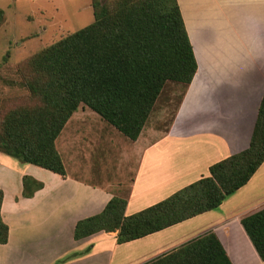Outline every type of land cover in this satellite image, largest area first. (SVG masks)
<instances>
[{"label":"crops","instance_id":"1","mask_svg":"<svg viewBox=\"0 0 264 264\" xmlns=\"http://www.w3.org/2000/svg\"><path fill=\"white\" fill-rule=\"evenodd\" d=\"M176 1L196 72L167 130L156 137L143 128L135 141L139 144L135 154L139 169L129 187L126 217L207 177L211 165L246 150L264 95V0ZM68 125L69 121L55 141L65 178L9 157L0 161V215L8 228L7 243L0 245V264H81L82 259L64 261L63 256L82 246L96 249L95 239L103 235L113 246L106 264H147L209 232L218 238L232 264H264L240 224L243 215L264 205V194L260 193L263 182L260 188L256 184L264 163L215 211L122 245L116 242L117 232H100L75 241L76 223L100 214L115 195L108 187L87 183L67 172L65 159L75 160L71 146L76 145L79 134L83 136L75 129L64 135ZM108 129L105 133L109 137L112 132ZM178 137L185 140L181 139L184 142L173 169L175 177L163 173L161 180V165L167 164V149L173 148L167 142ZM204 139L214 141L213 145L196 151ZM26 176L43 185L30 198L21 195ZM150 197L156 201L149 203ZM140 202L145 205L137 207ZM132 207L136 209L131 211ZM85 261L105 263L101 257H85Z\"/></svg>","mask_w":264,"mask_h":264},{"label":"trees","instance_id":"2","mask_svg":"<svg viewBox=\"0 0 264 264\" xmlns=\"http://www.w3.org/2000/svg\"><path fill=\"white\" fill-rule=\"evenodd\" d=\"M94 1L90 25L28 61L34 76L27 88L40 99L41 107L10 112L1 123L0 152L62 178L65 169L55 141L80 105L136 141L166 83L185 89L196 72L176 0H115L111 5ZM263 163L264 95L246 150L211 165L207 177L131 216L124 215L126 201L113 197L100 214L77 222L73 239L117 232L116 242L122 245L215 211ZM30 181L36 187L24 194L26 198L43 186ZM2 200L0 190V210ZM240 224L264 262V205L243 215ZM7 239L8 228L0 215V245ZM147 264L232 263L218 238L209 232Z\"/></svg>","mask_w":264,"mask_h":264},{"label":"rangeland","instance_id":"3","mask_svg":"<svg viewBox=\"0 0 264 264\" xmlns=\"http://www.w3.org/2000/svg\"><path fill=\"white\" fill-rule=\"evenodd\" d=\"M93 1L0 0V11H2L0 14V17L2 16V20H0V130L3 118L10 112L41 107L40 99L27 88L34 76L27 63L40 51L90 25L94 20ZM96 1L100 5H111L115 0ZM183 91L184 88L178 84L166 83L144 130L154 132L156 137L164 133L170 123L172 124L173 114L182 99ZM68 121L69 125L64 135L75 129L83 136L79 134L76 139L77 146L75 144L71 146L75 160L67 162L65 159L67 172L87 183L108 187L114 193V197L126 201L134 173L139 169V162L135 156L139 152V144L127 139L115 129H110L95 113L82 105ZM106 128L111 130L112 136L106 135ZM108 138L114 141H109ZM181 139L185 140V138L178 137L173 142H167L173 148L167 149L168 154L165 156H168V160L166 165H161L163 171L161 180L165 177L163 173L175 177L176 171L173 169L179 158L178 152L180 153L184 142ZM59 142L61 146L62 138L59 139ZM213 142L207 139L202 140L196 151H202L203 148L213 145ZM56 151L59 155L57 148ZM4 157L8 156L0 152V161ZM175 157L177 158L176 162ZM258 176L256 184L260 188V182H263L260 193L264 194V169ZM26 178V190L25 193L22 192V197H25L24 194H28L36 187L30 181L31 177L26 176ZM153 198H148L149 203L156 201ZM143 205H145L144 202H140L137 207H143ZM134 209L136 207H132L131 211ZM95 240L97 242L96 249L93 245L85 247V249L82 246L63 256L64 261L75 259L80 261L82 259L83 263L81 264H92L91 261H85V257L89 259L101 257L103 263L106 264L113 249L111 239L103 235L98 236Z\"/></svg>","mask_w":264,"mask_h":264}]
</instances>
